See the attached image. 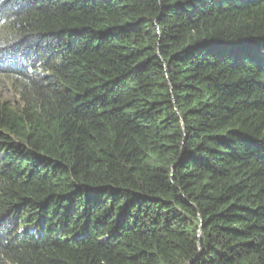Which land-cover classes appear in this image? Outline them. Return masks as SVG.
<instances>
[{
    "label": "trees",
    "instance_id": "obj_1",
    "mask_svg": "<svg viewBox=\"0 0 264 264\" xmlns=\"http://www.w3.org/2000/svg\"><path fill=\"white\" fill-rule=\"evenodd\" d=\"M0 264H264V0H0Z\"/></svg>",
    "mask_w": 264,
    "mask_h": 264
}]
</instances>
